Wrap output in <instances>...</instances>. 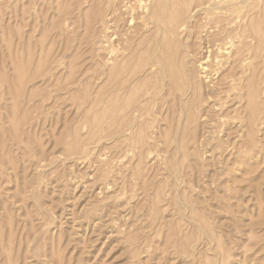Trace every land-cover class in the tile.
Masks as SVG:
<instances>
[{
  "label": "rangeland",
  "instance_id": "rangeland-1",
  "mask_svg": "<svg viewBox=\"0 0 264 264\" xmlns=\"http://www.w3.org/2000/svg\"><path fill=\"white\" fill-rule=\"evenodd\" d=\"M97 1L0 0V264H264V102L257 125L245 101L210 112L204 93L181 115L179 99L172 110L157 107L151 77L119 95L127 109L145 110L112 112ZM221 52L208 60V89L229 71ZM141 57L130 63L143 75ZM16 59L33 69L40 61L47 77L23 62L33 74L17 69L20 78ZM253 98L264 101V90Z\"/></svg>",
  "mask_w": 264,
  "mask_h": 264
},
{
  "label": "bare ground",
  "instance_id": "bare-ground-1",
  "mask_svg": "<svg viewBox=\"0 0 264 264\" xmlns=\"http://www.w3.org/2000/svg\"><path fill=\"white\" fill-rule=\"evenodd\" d=\"M91 1L93 2V1H97V0H91ZM98 3L100 4L98 7L100 8V11H101V13L99 14L100 17L98 20V22H100L102 25L100 31L105 29L107 39L105 41H102V42L100 41V39H97L95 41V43L99 40L101 48H104L102 46L103 44L109 43V47L107 49H105V50H107V52L105 51L106 52L105 56H107V58L105 56L104 57H105V66L107 67L106 69H108V72H109V73H106V74H108V75H106V78L108 76L109 81H110L107 83L111 84V86L109 85V87H111V89L109 90L110 91L109 94L111 95L110 96L111 99H109V100H111V102L109 105H110V110L112 112L118 111V110L124 111L125 109H126V111H128L129 109H131L132 106L135 107V109H134L135 112H137V111L141 112V110L144 109L143 105H141V104L139 105V103H138L137 107H136V105L135 106L132 105L129 109H127L130 105L125 100L119 101V95L121 94L120 96L123 95L125 98V95H128L130 92L136 90L135 88L139 87V86H137V84L138 85L140 83L143 84V82L145 84L146 80H147V83H148V81L152 82V80L150 79L152 77V79L153 78L156 79V80H154L155 81L154 82V84H155L154 85V90H155L154 95L156 97L155 100H156L157 107H159L160 110H163L165 106H166V108H169L170 110H172L171 107H174L177 104L176 100L179 99V104H178L177 109L179 110V112L181 111V115H182V113H184L187 110L185 108V106H186L188 99L192 98L193 101H191V102L195 104L196 102L194 100H196V99L198 100V98L200 99L199 96H201L202 93H204L202 100L205 104H207V107L210 110V112H211L212 108L216 111V109L218 107L223 108L227 105V103H230L231 101L235 100L234 105L237 103L241 104L242 101H245V102H243V104L245 103V107L242 111H245V112L249 111L248 112L249 115L248 114L247 115L250 117L251 120L253 119L252 120L253 122H254V120L255 121L258 120V118L262 116V112H263L262 103L264 101H262L261 103H259L260 101L255 102V103H251V100L254 99L253 97L256 95L258 96L260 94L261 90H264V59L261 60L259 63H256V64L253 63L254 59H257L260 57V55H259L260 53L258 54L257 52H259L258 50H261L260 49L261 45H262V50L264 51V27L261 26L262 29H260V30L255 29V28H257V27H255V26H257V24H254L255 23L254 21L257 22V20H254V19H256L257 17L254 18V15L252 14L253 8L255 7V4H256L254 2V0H98L97 4ZM91 4H94V2ZM97 4H95V6H97ZM88 6H91V5H88ZM241 7H243L242 9L246 8L244 16H241L243 13L240 14V12H241V10H240L239 14H240V17H242V18L239 19V16L237 15L238 20H240V21H238L237 18L233 19L231 17L230 13L232 14L235 11L238 13L237 10H238V8H241ZM83 8L85 9V7H83ZM91 8L93 9V7H91ZM81 9H82V7H81ZM65 10H68V9L65 8ZM85 10L88 11V9H85ZM255 11H254V13H255ZM61 13H62V11H61ZM75 14L77 15V13H75ZM79 14L84 15V12L81 11V13H79ZM85 14H86V12H85ZM87 14H88L87 17H89V14H91L90 10ZM78 15H77V17H78ZM252 15H253V17H252ZM91 16H92V14L90 15V17ZM83 17L80 16V18H83ZM87 17L85 16L84 19L86 20ZM72 18H74V16ZM80 18H78V19L80 20ZM96 18H98V17L96 16ZM258 18L260 19L259 16H258ZM88 19H87V22H88ZM96 20L97 19H95V21ZM262 20L263 19H261L260 23L257 22L258 25H260V24L262 25V23H261ZM70 22H71V20H70ZM75 22H78V21L76 20ZM96 24H97V22H96ZM82 25H83V23H82ZM101 25H99V26H101ZM75 26H77V25H75ZM73 27H74V25H73ZM258 28H259V26H258ZM82 29H83V27H82ZM110 29H112V33L110 32L111 31ZM72 30L70 32H72ZM64 31L66 32V30H64ZM74 31H75V29H74ZM100 31H97V32H100ZM45 32H48V31L46 30ZM77 32H78V30H77ZM108 33H111V34H108ZM66 35H67V33H66ZM30 36H31V34H30ZM70 37H68V38H70ZM256 37L259 38L258 41H260V46L257 45ZM99 38H101V36ZM177 38L179 41L178 40L176 41ZM254 39H256V40H254ZM253 40L256 41L254 43L256 44V46H258L259 49L255 46V44H253ZM93 43H94V41L91 43L92 49H94ZM67 44H68V42H67ZM58 46H60V45L58 44ZM95 47H96V45H95ZM43 49H44V47H43ZM53 49H54V47H53ZM94 50H93L94 54L93 53L92 54L96 55ZM98 50H100V49H98ZM225 50L227 53L226 54L227 60H226V63H224V62H222V63L223 64H229V68H228L229 71L223 72L224 74L222 77L218 76L219 78L215 82L214 86L212 88L209 87L210 89H208L205 87L207 85H204L203 80L210 79L213 77V74H212L213 70L212 71L210 70V68H212V64L208 63V60H210V58H212V56L210 57V55L212 54L213 56H215L214 53L218 52L217 53L218 57L219 56L222 57L219 54V52L222 51L221 52V54H222ZM48 51H49V49H48ZM41 52H42V49H41ZM63 52H61V53H63ZM103 52H104V50H103ZM45 53L46 52L44 49V55H45ZM99 53L97 55H99ZM27 55L31 56V52H30V54H27ZM97 55H96V57H97ZM145 55L148 57L146 59L147 61L145 60L146 63L148 62L145 67L148 66V68L145 71V69H144L145 67H144L143 69H144L145 73L143 75H140V73L143 72V71L142 72L140 71L142 66L139 65L138 68H140V69L137 70L136 66L132 65V63H130V61L131 62L134 61L135 58H136L135 60L137 61V59L140 58V57L137 58L138 56L145 57ZM224 55H223V57H224ZM32 57H33V55H32ZM216 57L217 56H215V58H213V59H216ZM223 57L221 60H223ZM261 57L262 58L264 57L263 53L261 54ZM47 58H48V56H47ZM27 59H29V58H27ZM18 60L21 61L22 59H16V61H18ZM40 60L43 62V63H41L42 65L47 64L45 61L46 58L44 60L40 57ZM99 60H100V58H99ZM19 61L17 62V63H20L19 65L15 64L17 66V68L15 66V68H16L15 71H17V73H18V70H19V72L21 74V72L26 69V65L24 67V64H25V62L27 64L28 60H26V61L24 60L23 61L24 64H23V62H19ZM44 61H45V63H44ZM141 61H142V59H141ZM29 62L30 61H28V64H29ZM31 62L29 65L34 64ZM39 62L40 61H38V63ZM210 62H211V60H210ZM212 62H215V61L212 60ZM38 63L36 65V68L40 67V66H38ZM21 64H23V65H21ZM28 64H27V67H29V68L33 67V65H31L32 67H30V66H28ZM54 64L59 65L56 62ZM221 64L219 65L220 67H221ZM223 64H222V66H224ZM142 65H144V64H142ZM216 65H218V63ZM18 66H20V67H18ZM21 66L23 69L21 68ZM47 66H48V68H49V66L53 67V65L52 64L50 65V63H49V65H46V67H45L46 69L44 68L45 71H43V72H46V70H48ZM241 67H242V70L238 72V68H241ZM29 68H27L26 71ZM34 69H33L34 74L35 73H36V75H38L39 73L41 74L42 71L41 72L39 71V73H37V71H36L37 69H35V70ZM38 70H41V69L39 68ZM51 70H50V72H51ZM102 70H104V69L102 68ZM26 71H23V73L26 74V77L28 76V74H27L28 71H30L29 76L32 77L33 73H31V70L29 69L27 72ZM248 71H250V73L248 75L249 77H245V74H247ZM48 72H49V70L47 71V73ZM23 73H22V75H23ZM47 73H43V74H45L47 77ZM49 73H48V77H49V75H51L53 73V71L51 72V74H49ZM98 73H99V71H98ZM216 73H218V72L216 71L215 75H217ZM17 75L20 77L19 73ZM101 75H102V73H101ZM24 76L25 75H23L22 78L26 79ZM31 77L30 78L28 77V79H27V80H29V82L38 76H34L32 79H31ZM27 80H23L22 83L24 81H27ZM15 81L21 82V79H19V81L16 79ZM207 81H209V80H206V82ZM213 81H214V78H213ZM213 81H211V82H213ZM58 82L59 81L57 80V83ZM22 83H20V84H22ZM147 83L144 85V87H146ZM184 83H185V85H183ZM142 84H141V86L143 88ZM148 85H150V84H148ZM19 87H20V85H19ZM147 87H149V86H147ZM251 88H252V90H251ZM69 89H71V88H69ZM100 91L101 90H99V92ZM137 91H138V89H137ZM140 91L143 92L144 90H140ZM200 93H201V95H199ZM177 94H179V96ZM129 95L131 96V94H129ZM49 96H50V94H49ZM73 96H74V94H73ZM43 98H44V96H43ZM58 98H59V96H58ZM128 99L129 98L127 97V100ZM255 99H256V97H255ZM109 100H108V102H109ZM260 100H262V99L260 98ZM26 101H28V99ZM131 101H130V104H135L137 102L136 101L135 103H131ZM88 103H90V102H88ZM29 106H31V105H29ZM187 107H189V106H187ZM237 108L238 107H236L235 112H239L237 110ZM174 109H173V111H175ZM160 110H159L158 114L161 112ZM132 111H129V112H132ZM200 111H202V110H200ZM156 112H157V109H156ZM168 112H167V114H168ZM164 113H166V112H164ZM221 113H223V112H221ZM239 113L237 114V116H239ZM124 116H126V115H124ZM124 116H122L120 119L122 121L121 123H123V120L125 122H127L125 120L126 117H124ZM171 116H172V114H171ZM193 116H195V115H193ZM213 116H215V115H213ZM223 116H225V115H223ZM127 119L130 121L129 118H127ZM250 119L248 121H250ZM161 120H162V118H161ZM199 120H201V119H199ZM260 120L261 119L259 118V121ZM262 120H263V118H262ZM130 122H132V121H130ZM257 122L258 121L255 122L256 125H257ZM261 123H264V120L261 121ZM127 124L130 125V123H128V122H127ZM249 126H252V124L250 122H249ZM181 128H182V125H181ZM16 132H18V131H16ZM201 139H199V140H201ZM197 140H198V138H197Z\"/></svg>",
  "mask_w": 264,
  "mask_h": 264
}]
</instances>
